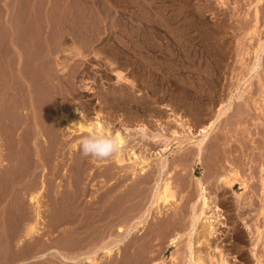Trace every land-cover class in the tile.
I'll use <instances>...</instances> for the list:
<instances>
[{"label": "rangeland", "instance_id": "374dc122", "mask_svg": "<svg viewBox=\"0 0 264 264\" xmlns=\"http://www.w3.org/2000/svg\"><path fill=\"white\" fill-rule=\"evenodd\" d=\"M161 8H163V10ZM180 10H181L180 15L181 14L182 15L177 16L178 18L176 19L172 18L173 21L172 19L170 20V25H172L170 26L171 31L173 30L172 31L173 33L171 32L172 35L174 34L175 36H178L181 31H187L186 35L187 34L191 35L195 40L198 38L199 41L196 40V42L198 43L196 47L198 49L201 48V50L202 49L206 50L207 47L204 46L206 45L205 41H207L208 39L210 40V43L214 42L213 48L214 47L215 48L212 54L215 62L214 67L215 68L218 67L219 69L217 75L215 73L214 76H210L209 75L210 71H208L210 70V67L203 65L205 68L203 67L204 70L202 72V79L199 80V82L201 81L200 91L198 95L195 94L196 97L194 96V93H192L193 95H191L190 93V96L193 97V98L191 97L190 101L191 102L194 101L196 103L199 102L198 104L206 108L207 116H204L205 118L203 117V121L205 123L215 118L217 114L216 111H218L217 109L220 108L221 104H223V108L226 107L229 108L226 109L225 111L226 114L225 113L224 115L221 114L222 116H220L217 119L218 122H216L215 124L214 127L215 129L212 130L211 131L212 133L209 135L211 137H214L216 134L214 140L212 138V142H213L211 145L212 150H210L211 149L210 148L209 150H206V152L204 151L202 153L203 155H200L201 157L196 156L195 152L197 146L195 144L196 142L193 143L194 139L196 141V139L201 138L199 132H197L198 131L197 127L193 126L194 125L193 123H195V121L197 120L195 118L196 115L193 114L195 113V110L193 112L192 109L190 110V107L188 105L182 106L181 103L178 101L177 91H180L181 89L175 85L176 83L174 81L168 82L170 84H168L167 82L165 84L166 86L167 84L169 85L171 92L166 96L167 97L166 100L169 99L168 101H170V103L173 102L170 105L174 106V108L172 106L171 107L174 110H176L175 111L176 113L179 112L178 110H182L181 117L184 118L186 116L185 118L187 119L184 118L186 122L189 123L192 121L191 123H189L192 126L191 133H187L184 126L177 124V122H175L172 119V117L170 118V115L168 114L169 113L168 110L165 109L163 110L166 111L165 113L167 114L164 115L163 113L164 117L162 116L161 118L160 116L158 117L157 115H154L149 110L148 111L146 110L147 112L145 111L148 117L147 115L144 116L145 113L143 112V110H145L146 108L148 109L147 105L143 101L145 99L143 100L141 99V101L144 103L142 102H140L141 104L138 103L137 107L142 104L144 105L140 106V108L142 109L136 107L135 112L137 113L135 112L133 113L131 112V110H127L128 109L127 106L126 107L119 106L120 108L117 107L118 109H120V111L117 109L115 111L116 113H114V110L112 108L111 110H109V108L106 106L107 103L105 104L104 103L102 104V102L100 103L99 99L95 97V94H93L92 90H89L87 87H85L84 82L80 81V74L82 73L81 71L83 69H84L83 71L85 72H88L90 70L88 73L89 74L91 73V75H93L94 77L96 76L95 78L97 79L98 82L92 83L91 81H86L87 85L93 86L94 88L97 85L95 89H97L98 91L99 90L107 91L112 86H113L112 88H117L116 86L117 84L114 83L115 80L114 78H112V76L109 79L100 80L98 74L95 73V67L93 64H91L94 62L93 61L94 51L103 50L104 52L106 50L107 52L105 51L104 53L108 54V53H116L120 50L122 51V49L126 50V48L124 47L122 48L121 46H117L116 42H118L119 40H125L124 38L126 36H128L126 37V39H134V38L136 39L137 38L136 36L142 37L141 35H143V37L144 36L153 37L158 34L157 31L159 30L158 29L159 22L163 19V18L161 19L160 13L163 14L167 12L168 14H171L172 11L180 12ZM159 28H163V27L159 26ZM253 28L254 30L252 31ZM160 33H164V32L161 30ZM123 34H125V36ZM209 35H211L212 38H210ZM102 37H103V41L101 40ZM120 37L123 39H121ZM97 38H99L100 40L98 41ZM106 39L108 40L105 41ZM111 39L114 41H112ZM209 40L207 42H209ZM200 41L202 43L199 46ZM99 42L101 48L98 45ZM105 42H109L107 46L109 48L111 47V49H114L115 51L109 49L106 45L104 46L103 44ZM112 44H115V46L113 45L114 48H112L113 47ZM202 44L203 46H201ZM102 46L104 49L102 48ZM75 48H78L77 50H80L81 55L76 54L78 51H76ZM207 50L209 51L208 54L211 53L209 48H207ZM214 52H215V56H214ZM257 52L259 56L257 55ZM128 57L129 59L132 58L133 60L137 61L135 57L134 58L131 56ZM62 59H64L63 61L66 64L65 68H63L64 69L63 71L59 65V62L60 60L62 61ZM133 60L131 67H133L137 71V74H140L137 78V85L139 87H136V89H134L135 91L137 90V94H139L138 97L139 96L145 97L144 95L145 92H146L145 94H147V96L145 97L146 99H148L150 95L148 89L146 88L147 86L144 84L146 82L142 81L145 75L150 76L153 80L155 79L154 83L156 82L155 83L157 84L156 87L158 88H162V86L166 87L164 85L165 82L161 80V77H159V75H152L148 71L141 70L140 68L138 69L137 62ZM103 81L104 83H102ZM141 81L142 83H140ZM263 81H264V0H225V1L224 0H102V1L101 0H80V1L79 0H0V225H1L0 226V231H1L0 232V264H32L33 262H34L33 264L36 263L66 264L62 260H60L58 255L54 253L51 255L49 254L50 257L47 256L48 258L46 259H50V260L39 259L37 256L31 257L30 255H28V253H26L27 255L23 254L22 246L25 245L24 240L22 242V239L25 238L24 225L29 221L28 219L30 218L26 217L20 212L31 206L27 200L28 194L26 192V189L29 188V186L26 185H28L30 182H28L27 184L24 182L22 183V181L15 182L16 179L18 180V173L16 174L15 171H13V169L11 170V168H13L11 165L13 164L15 165V160L13 158L14 156L17 155L16 149L22 148L24 151H27L29 156L31 155L30 158L33 161V163L36 164L40 163L39 165H37V167L39 168L36 167L35 169L36 174L37 173L39 174L37 175V178L38 176L41 177V178L39 177L38 182L41 179H44V182L48 183V180H46V178L48 177L47 179L49 180L52 178L51 179L52 182L54 181V185L58 189H64L62 187L67 186V183H69V181L72 179L70 177H75V174L77 175V169H78L77 167H79V163L80 164L82 163L84 165V166L82 165V167L87 168L88 171L86 170L87 174L86 172L83 173L81 177L82 183L80 187H82L81 189H86L87 195L90 196L88 197L86 195V197H88L86 199L87 201L90 198L92 200L91 202L93 201L96 203L98 202L97 205L100 207L98 208L99 210L101 209L99 212L100 216L98 215V217H100V219L105 217L104 206L102 205L103 204L102 202H99L100 201L99 199L102 200V197L104 196V190L106 184L104 178L105 177L104 167L106 161L104 159L100 161L99 159H94L92 157L84 156L79 151V140L83 135H86L89 132L88 130L82 129L83 131H81L80 129H78V127L75 128V126L72 128L67 124L66 119H61V121L55 120L53 116L55 114L54 108L59 107L60 104V108H64L65 111L70 110L67 112V114L70 115L71 113L70 115L71 119L73 118L74 120H76L78 117L81 121L83 120L82 122H87V123L93 122L95 119L93 118L95 116L94 114L95 112H93L90 105L95 103V99L96 101H98V103L96 104H100V106L103 105L102 107H98L99 105L94 104L95 108H101L103 110L105 107L107 108V109L105 108V110L106 111L108 110L107 111L108 113L105 112L107 113L105 114L103 112L104 115L103 119L105 120L106 124L109 121L108 126L110 127L113 126V129L114 126H116V128L119 129L122 128L120 131H123L122 133L124 135L126 134L135 135L134 134L135 129H133L134 126L135 128H138L141 123L144 124L147 123L146 126H147V131H149L148 132L149 134L161 135L160 136L161 138L158 136V139L156 138L152 142L153 146L151 145L152 146L151 151H150L151 146L150 147L146 146L147 144L145 143L135 144L137 146L134 145L135 146L134 150L137 153L139 152L138 153L139 155L142 151H144L146 153L145 156L147 157H149L148 155L151 156L149 160L154 158L150 161L149 165L139 163L138 165L135 166V164L132 163L133 158L132 160H129V162H131V166H133L132 164H134V167L137 169V171H139L142 165L143 167L148 169V171L150 169V172H152V170L153 172L156 170L155 175H152L151 173L154 179L151 180L150 182V184H152L153 181L152 185L155 186V189L154 186L152 189L153 195L150 196V199L151 200L153 199L152 201L153 203L151 204V206L153 205L152 207L156 205L154 202L156 199L155 192L157 190L156 189L157 186L154 183L156 182L154 180L158 174L157 173V169H158L157 167L159 166L158 164H160L163 161L164 155L165 157L167 156L168 159L170 158L172 160V158H174L175 156L177 155L180 156L179 154H182L184 158H186L187 160V161L185 160V165H187L186 169L185 166L183 169H180V171L179 168L177 169L179 173L178 175H182V176L184 175L185 177L183 176V178L185 183L188 182L186 183L187 186L185 185L186 189H184L181 185H180L181 187L178 188L182 190L181 192L185 190L184 192L185 194L190 193L192 195V198H194L189 201V204L186 203V206H184V208L186 207V210H184V212L187 211L186 212L187 214H184L185 217L183 221L187 222V224L189 222L191 224L192 217L190 211H191V204L193 203V201H197L199 199L197 202L199 204L198 208L202 207L201 206L202 199H200L201 197L199 196L200 184H202L204 181L206 183L204 182L203 184L206 185L207 184L213 185V182L215 184V178H213L214 176L210 178L211 183H207V174L211 172L213 173L214 171L217 174H220L222 172L225 173L230 168H235L236 170L238 169V172L241 175L240 177L245 178V180L244 179L242 180L246 182L247 186L243 185L244 181L242 180L234 181L233 184L231 185L225 184L223 179H219L220 181H217L219 187L221 185V187L217 189L218 204L222 209L221 213L223 217L225 216L224 218H222L224 224H221L220 222L216 224V227L219 229L218 230L220 235L219 240L222 241V242L220 241V244L222 243L223 247L226 249L225 258L226 260L230 261V264H264V209H263L264 187L262 186V182L260 179L261 177L264 178V114H263L264 113V86H263L264 82ZM48 84L49 87L50 86L52 87V89L51 87L48 88ZM60 85L63 87H61ZM201 88L204 90H202ZM49 89L53 92L49 91ZM143 90L145 92H143ZM173 90L175 91L173 92ZM173 93L175 94V96ZM69 94L71 95L68 96ZM86 100H88L89 102ZM153 101H154L153 103L151 102L152 106H154L153 104L155 103V100ZM246 101H248V103ZM65 103L68 104L65 105ZM174 104L177 105L178 107L180 106L181 108L179 107V109L177 110L176 109L177 106H175ZM75 105L77 106V108L79 107V109L82 112L80 110L78 112L73 110V107ZM66 106L68 107L70 106L69 107L70 109L69 108L66 109ZM85 106L87 107V109L89 110L91 109V110L87 112ZM184 107H186L187 111H185ZM123 108L124 109L126 108V110H123ZM125 111L126 113H124ZM112 112L115 116L114 115L111 116ZM130 112L131 114L133 113L132 114L133 116L129 114ZM183 113L185 114L183 115ZM7 114L10 117H12V119L21 118L20 120H24L22 121L23 125L21 123L15 129V131H13V133L9 132L8 128L6 127V123L4 121L5 116ZM136 114L138 115L137 116L138 118H136ZM121 116H123V118H120ZM124 116L127 117L129 116L127 118L128 121L127 119H125L126 117ZM156 117H158L159 120L156 119ZM162 118L163 120H161ZM136 119L139 121H137ZM140 119L141 120L143 119L145 122L143 120L142 122ZM165 119L166 122L164 123ZM120 120L121 121L123 120V122H121ZM158 121L163 122L162 125L164 127L167 124L168 125L165 128H162ZM110 122H112L111 123L112 125L109 124ZM119 124L122 125L123 127L122 126L119 127L120 126ZM131 124H134L133 127L131 126ZM127 126L129 127V130ZM124 128H126L127 130ZM113 129H111V131ZM172 130H176V133H173ZM48 131L52 133L49 134ZM22 133L27 135L28 141L26 142H29L30 139L32 140L30 141L31 142L30 144L24 143L23 145L24 147H22V143L19 144L20 140L22 142V137H21ZM30 133L31 135L33 134L35 135L32 136L33 138L29 139V137H31L29 135ZM40 133L43 135H41ZM162 133L164 134L163 135L164 138L162 137ZM53 136L59 137L58 138V140H60L59 142H62L64 144L66 143L67 145L65 144L66 145L64 146L65 149H63L59 154L53 153L51 156L54 157L49 158L47 156H49L50 154L46 155L47 154L46 144L47 146L50 145V141H51L50 138H53ZM166 136L168 137L167 139ZM10 137L11 138L15 137L14 138L15 140L13 141L12 140L13 138L11 139ZM186 137L188 138V140L186 139ZM217 137H221V138L218 140ZM47 139L49 142H46ZM165 139L166 141H164ZM35 140L40 141L39 143L41 145L38 143V141H36L35 143ZM166 142L168 143L167 146L165 145ZM145 147L146 148L148 147L149 150L148 149L145 150ZM40 150H42L41 153ZM190 150L192 151L189 152ZM160 151L163 153L162 156L160 155ZM187 151L189 154L187 153ZM144 152H142L143 153L141 154L142 156H144ZM183 152H185V154ZM60 154L64 156H61ZM42 155L44 157L46 156V158H48L51 164L46 158H43ZM58 155L61 157H58ZM215 155L218 158V163L213 161V157H215ZM82 157L85 158L83 159ZM56 161L58 162V164H55ZM127 162H123L120 165L122 166L124 163L126 164ZM54 165L57 167H54ZM128 165L129 166L127 168L129 169L131 166L130 164ZM193 168L195 170L194 173L195 176L191 174ZM146 169L141 172L147 171ZM54 172H55V176L53 177ZM172 172H174L172 173V175H175V177L173 176L175 180L172 179L173 185L175 184L177 186L178 182H180L179 179L176 180L177 172L175 171ZM32 175L34 174L30 173L29 176L33 178L34 176L32 177ZM29 176H27L25 179L27 178L31 179ZM162 177L165 176L163 175ZM162 177H160V180L162 179ZM89 178L92 179L90 180ZM85 179L86 181H83ZM127 181L130 182V178ZM56 182L58 183V185L56 184ZM95 184L97 186H94ZM227 185L231 187H228ZM158 186L159 187L161 186V181H159ZM94 196L95 199L92 198ZM152 196L155 198H153ZM45 198L42 199L43 203L46 202V200L48 199ZM49 200H47V202L44 204L42 203L43 206L45 205L44 207H46L49 205L48 207L50 209L51 204H53L52 206L54 208L56 207L55 208L56 212L54 214L47 213L48 215L47 214L44 215L43 219L41 220L44 222H41L40 225L42 234L40 233L38 234V236L39 237L41 236L40 239L45 240V242H47V247L49 246L48 248L52 247L51 249H53L54 247L60 249V251H62L65 254L69 253L70 250L68 251L67 250L68 248L64 250V248L61 246L62 244L65 243V242L63 243V240L60 241L61 244L57 243L62 238L61 233L63 232V230L69 227V222L68 224L66 223L67 225L65 223L61 225V223L64 222L63 219H65L64 217L66 216L65 214H67V218L65 219V222L67 219H69L68 221H70L71 219L74 220L75 218H77L74 221L77 220V222L75 223L78 224V222L81 221L80 220L81 218L72 216L71 213H68L69 212L68 210L67 212L62 211L61 209L59 210L57 204L54 205V203H50ZM48 201L50 204L48 203ZM181 201L182 202H179L177 207L165 206L166 207L165 209H163L164 204L162 203L161 206H163L162 208L163 214L174 215L176 209H178L180 206H183L182 203L185 205L184 203L185 198H183V200ZM147 202H148L147 206L150 205L148 200H146V203ZM117 207L119 206L117 205ZM198 211H200V209ZM61 212L63 213L65 212V214ZM58 214L60 216H57ZM149 214H150L149 217L144 218L143 221L144 223L141 222V224H144V227L145 225L146 227H150V224L151 226L158 225L161 222L159 220V217H162L163 214L162 215L158 214L157 208H151ZM52 215H55L56 217ZM68 215H71L74 218H71V216L70 218H68L69 217ZM61 217H64L62 221H61ZM84 218H82V221H84ZM102 220L104 221L105 219L103 218ZM202 222H204V220H202ZM57 224H60V226ZM187 224L185 223L186 228L188 227ZM54 225H56L57 227ZM188 229L190 230V226L188 227ZM188 229L186 231L183 228L180 230V232L181 233L183 231L188 232ZM95 234L99 235L97 234V232H95ZM95 234H90V236H94ZM186 238L187 235H184L183 239L186 240ZM196 239L199 238L196 237L195 240ZM167 242L168 240H166L162 245L164 247V252L162 253L163 254L162 259L166 263L171 264L170 259L171 256L175 253L176 247L173 245H169ZM157 247H160V245ZM3 249L5 250L3 251ZM8 249L9 250L13 249V251L12 250L8 251ZM12 252L16 253V256L13 257V259L5 261L2 258L5 256L4 254L11 256L12 254L10 253ZM21 252L22 255L25 256V258L21 255ZM203 254L205 256L206 264H209L208 261L209 258L205 250L203 251ZM103 255L104 254H101V256H97L98 259L101 258L100 260L102 261L99 260V262L101 263H104ZM187 264H191L190 261L187 262Z\"/></svg>", "mask_w": 264, "mask_h": 264}, {"label": "bare ground", "instance_id": "6f19581e", "mask_svg": "<svg viewBox=\"0 0 264 264\" xmlns=\"http://www.w3.org/2000/svg\"><path fill=\"white\" fill-rule=\"evenodd\" d=\"M96 7H98V6H96ZM161 9L163 10V8H161ZM176 11L175 12L172 11L171 14H168L167 12H165L163 14L160 13L161 19L162 18L163 19L159 22V26H162L163 28H159V26H158V29L160 31L162 30L164 33H160L159 30L158 31L156 30L158 32V34L153 36V37L152 36H150V37L149 36H146V37L144 36L143 37V35H141L142 37L136 36L137 37L136 39L134 38V36H133L134 39H126V37H128V36H126L124 38L125 40H119L118 42H116L117 46H121L122 48L124 47V48H126V50H123L121 48L122 51L120 50V51H118L116 53H108V54H106V53H104L106 50L104 52H103V50L102 51H100V50H95L94 51V58H93L94 62L91 63V64H93L94 67H95V73L98 74V77H99L100 80L109 79L112 76V78H114V80H115L114 83L117 84L116 86L119 89L112 88L113 87L112 86L111 87L112 89L110 88L107 91H100V90L98 91L97 89H95L96 86H97L96 84H95L96 85L95 88L93 86L87 85L86 81H91L92 83L98 82L97 79L95 78L96 76L94 77L93 75H91V73L90 74L88 73L90 70L89 71L87 70L88 72L83 71L84 69L81 71L82 73L80 74V81L84 82L85 87H87L89 90H92L93 94H95V97L99 99L100 103L101 102H102V104L103 103L104 104L107 103L106 106L109 108V110H111V108H112L114 110V113H116L115 111L118 109L117 107H119V106H122V107H124V106L126 107L127 106V108H128L127 110H131V112L134 113L136 111L135 109H136L138 103L141 104L140 103V102H142L141 99L142 100L145 99L143 101L147 105L148 109L145 106L146 109L143 110L144 113H145L146 110L147 111L149 110L154 115H157L158 117L160 116V118H161L163 116V113H164V115L167 114V113H165L166 111H163V110L164 109L168 110L169 111L168 114L170 115V118L172 117V119L175 122H177V124L184 126L185 130L187 131V133H191L192 132V126L189 123H191L192 121L189 122V123L186 122V120H185V119H187V118H185L186 116L184 117L185 119L182 118L181 117L182 116V114H181L182 110H178L180 106L178 107L177 105L174 104L175 106H177L176 109L180 112L181 115L179 114V112L178 113L175 112L176 110L173 109L174 108L173 105H170L173 102L170 103V101H168L169 99L166 100L167 99L166 96L169 93H171L170 92V87L168 85L170 83H168V82H173L174 81L176 83L175 85L178 88L181 89L180 90L181 92L177 91V99H178V101L181 103L182 106H187L188 105L190 107V110L192 109L193 112L195 110V113H193V114L196 115L195 118L197 120L195 121V123H193L194 124L193 126L197 127V129H198L197 132H199V135H200L201 138L196 139V141L194 139L193 143L196 142L195 144H196L197 148L195 147L196 148L195 154H196L197 157H199L200 155H203L202 153L204 151L206 152V150H209L210 148H211L210 150H212V147H211V145L213 143L212 142V138L214 140L216 134H215L214 137H211L209 135L212 133L211 131L215 129L214 128L215 124H216V122H218L217 119L220 116H222L221 114L224 115L226 109H229V108H227V107L223 108V104H221L220 108L217 109L218 111H216L217 114H216L215 118L212 119L211 121H208V122L205 123L203 121V117L207 116L206 115L207 114L206 108L201 106L200 104H198L199 102L196 103L194 101L193 102L190 101V99L192 97V96H190V93H191V95H193L192 93H194V96H195V94L198 95V93L200 91V82L201 81L199 82V80L202 79V72L204 70L203 69V67H204L203 65H206V66L210 67V70L207 69L208 71H210L209 72L210 76H214L215 73L217 75V73L219 72V69H218V67L217 68L214 67L215 66V62H214V58H213V55H212L213 54V50L215 48V47L213 48L214 42L210 43L209 39H208L209 42H207L208 40L205 41L206 45L204 47L209 48V50L211 52V53L208 54L209 51L207 50V48H206V50H203V49L201 50V48L198 49L196 47L197 44H198L196 42V40H198V38L195 40L191 35L187 34L188 35L187 36L186 35L187 31H181L178 36H175L174 34L172 35V33H173L172 31L173 30L171 31V27L170 26H172V25H170V20L172 18H174V19L178 18L177 16H179L180 13H181V10H180V12H176ZM256 12H257V10H256ZM157 19H158V17H157ZM172 21H173V19H172ZM155 25H156V23H155ZM155 27H157V26H155ZM255 27H256V25H255ZM193 29H195V28H193ZM253 30H254V28L252 29V31ZM123 31H126V30H123ZM157 32H155V33H157ZM92 34H94V33H92ZM123 35L125 36V34H123ZM209 36H210V38H212L211 35H209ZM207 38H209V37H207ZM97 39H98V41L100 40L99 38H97ZM116 39H117V37H116ZM121 39H123V38H121ZM101 40L103 41V37H102ZM107 40L108 39H106L105 41H107ZM112 41H114V40H112ZM108 43L109 42H105L103 45L107 46ZM201 43L202 42L200 41L199 42V46H200ZM99 44H100V42L98 43V45ZM113 45L115 46V44H112V46ZM114 46L112 48H114ZM201 46H203V44ZM99 47H100V45H99ZM102 48H103V46H102ZM127 48H128V50H127ZM77 49L78 48H75V50L78 51L76 54H80L81 55L80 50H77ZM109 49H111V47ZM111 50H114V49H111ZM116 51H117V49H116ZM82 55H84V54H82ZM127 55L131 56L133 58L135 57L137 59V61H135V60H133L131 58L133 61L137 62L138 69L140 68L141 70L148 71L152 75H159V77H161V80H163L165 82L164 85L166 84V82L168 83L167 86L165 85L166 87L162 86V88H158V87H156V85H157V84H155L156 82L154 83L155 79L153 80L150 76L145 75L142 81L146 82L144 84L147 86L146 88L148 89V92H149L150 95H149L148 99H146L145 97L147 96V94H145L146 92L143 90V92H145L144 93L145 97H143V96H141V97L139 96L138 97L139 94H137V90L135 91L134 89H136V87H139L137 85V78H138V76L140 74H137V71L133 67H131L132 60L129 59V57ZM219 55H221V54H219ZM257 55H258V52H257ZM214 56H215V52H214ZM224 56H223V58H224ZM63 60L64 59H62V61L60 60V62H59V65H60L62 71L64 70L63 68H65V65H66ZM63 63H64V65H63ZM72 72H73V70H72ZM95 73H94V75H95ZM206 76H207V74H206ZM68 78H70V77H68ZM204 78H205V75H204ZM161 80H160V82H161ZM142 81L140 83H142ZM65 83H67V82H65ZM102 83H104V81ZM263 86H264V84H263ZM50 87H49V84H48V88H50ZM61 87H63V86H61ZM142 88H143V86H142ZM259 88H261V87H259ZM51 89H52V87H51ZM102 90H103V88H102ZM202 90H204V89H202ZM49 91H51V90L49 89ZM174 91L175 90H173V92ZM51 92H53V91H51ZM74 93H75V91H74ZM71 94H69L68 96H70ZM75 96H76V94H75ZM92 96H94V95H92ZM92 96H91V98H92ZM174 96H175V94H174ZM43 97H45V96H43ZM252 98H253V96H252ZM64 99H65V97H64ZM153 100H155V103H156V104L155 103L153 104L154 106H152V103L154 102ZM86 101H88V100H86ZM144 102H142V103H144ZM246 102L248 103V101H246ZM96 103H98V101H96V99H95V103L94 104H96ZM52 104H54V103H52ZM67 104L65 103V105H67ZM94 104H92V105H94ZM157 104H159V105H157ZM54 105H56V104H54ZM92 105H90V106H91L93 112H95L94 113L95 116L93 117L95 119H94L93 122H89V123L82 122L83 120L81 121L78 117H77L76 120H74L73 118L71 119L70 118L71 113H70V115L67 114V112L70 111V110L65 111L64 108H60V104H59V107H55L54 108L55 114L53 116H54L55 120H60L61 121V119H66L67 124L69 126H71L72 128L74 126H75V128L78 127V129H80L81 131H83L84 129H86L88 131L97 129V130H99L101 132H107V133H110V134H117V135L120 136L121 141H122L120 150L117 153H115L111 158L104 159L106 161V164H105V167H104L105 168V177L104 178H105V183L106 184H105L104 196L102 197V200L98 198L100 201L99 200H97V201L103 203L102 205L104 206V210H105V217H103V218L105 220L103 221L102 220L103 218L100 219V217H98V215L100 216L99 212L101 210V209L99 210L100 207L97 205L98 202L97 203L94 202V201L91 202L92 200L90 198L87 201L86 199L88 197H90V196L87 195L86 189H81L82 187H80L81 183H82V178L81 177H82L83 173L86 172V170H87V168H83L82 167V165H83L82 163L81 164L79 163V167L76 166L78 168L77 169V175L75 174V177H70L72 179L69 181V183H67V186L66 187H62L64 189H58V188L55 187L54 181L52 182V180H51L52 178L50 180L47 179L48 177L46 178V180H48V183H45L44 179H41L38 182L40 176H38V178H37V175H39V174L38 173L36 174L35 169H36L37 165H39L40 163L39 164L33 163V161L30 158L31 155L29 156L27 151H24L22 148L16 149L17 155L14 156V154H13V156H14L13 159L15 160V165L14 164L11 165L13 167V168H11V170L13 169V171H15L16 174L18 173V180L16 179L15 182H17V181L21 182L22 181V183L24 182L26 184L28 182H30L29 183L30 185L29 184L28 185L25 184V185L29 186V188L26 189V192L28 194L27 200H28V202H29V204L31 206L20 212L21 214H23L26 217L30 218V219H28L29 221L27 220L28 222L25 223V225H24V234H25V236L23 234L22 235L25 238L22 239V242L24 240V244H25V242L27 240H29V239H31V240L34 239L33 242H37V241H35V239L37 240V238L40 239L41 236L40 237L38 236V234L41 233L40 225H41V222H44V221H41V220L43 219L44 215H46L47 213L54 214L56 212V209H55L56 207L54 208L52 206L53 204H51L50 209L48 207L49 205L46 206V207H44L45 205L43 206V204L46 203L47 200L50 199L49 200L50 203H54V205L57 204V206L59 207V210L61 209L62 211H65V212H67V210H68L69 211L68 213H71V215L74 216V217L81 218L80 219L81 221L78 222V224H76L75 222H77V220L76 221H74V220L77 219V218H75L74 220L71 219L70 221H68L69 219H67L66 222H65V219L67 218V214H65V212L64 213L61 212V213L66 215V216H64L65 219H63L64 217H61V221H62V219L64 220V222H62L61 225L63 223H65V224L67 223L68 224V222H69V227L68 228L65 227L66 229H64L63 232L61 233L62 234V238L57 243H60V241L63 240V243L64 242L65 243L62 244L61 246L64 248V250L68 248L67 250L68 251L70 250V252L65 254L62 251H60V249H57V248H54V247H53V249H49L48 252H44L45 248L47 247V246H45L44 249L42 248L43 249V253H41V257L43 259L48 258L47 256H49V254L51 255V254L54 253V254L58 255L60 260H62L66 264H169V263H166L162 259V255H163L162 253L164 252V247L162 245L164 244V242L166 240H168L167 243L169 245H173V246L176 247L175 253L171 256V259H170L171 260V264H187V262H189V261H190L191 264H206L205 256L203 254L204 250L206 251V253L208 255L209 264H230V261L226 260V258H225L226 249L223 247L222 243L220 244L221 240H219V238H220L219 231H218L219 229L216 227V224L218 222H220L221 224H224V221L222 220V218L225 217V216L223 217V215L221 213L222 209L220 208V206L218 204L217 189L220 188L221 185L219 187V184L217 183V181H220L219 179H223L225 184L231 185V184H233L234 181L242 180V179L245 180V178H241L240 177L241 175L239 174L238 169L236 170L235 168H230L225 173L222 172L220 174H217L214 171L213 173L211 172L212 174L211 173L207 174V183H211L210 182L211 181L210 178L214 176L213 178H215V184H214V182H213V185L203 184L205 181L202 184H200V195L199 196L201 198L200 197L199 198L202 199V205L200 204L202 207L198 208L199 204L197 202H198L199 199L197 201H193L192 204L190 203L191 204V211L190 212H191L192 220H191V224H190V222L187 224V222L183 221L184 217H185L184 214H187L186 213L187 211L184 212V210H186V207L184 208V206H186V203L189 204V201L191 199H194V198H192V195L190 193H186L185 194L184 193L185 190H183V192H181L182 190L180 188H178V187L182 186L184 189H186V186H187L186 183H188V182L185 183L184 178H183L184 175L183 176L182 175H178L179 173L177 171L178 168H179V171H180V169H183L184 166H185V169H186V166H187V165H185L186 158H184V156L182 154H179L180 156L177 155L174 158H172V160L169 158L171 160L170 161L167 156L166 157H165V155L163 156L164 157L163 161L161 160L162 162L160 164H158L159 166L157 165L158 166L157 167L158 168L157 169V173L158 174H157V176L155 177V180H154V181H156L154 183L157 186V188H156L157 190L155 192L156 193V199H155V202H154L156 205L154 207H152L153 205L151 206V204L153 203L152 202L153 199L151 200L150 196L153 195L152 194V189H153L154 185H152L153 181H152V184H150V182H151V180L154 179V177L152 175L156 174L155 173L156 170L154 172H153V170H152V172H150V169L148 171V169H146L142 165V167H140L139 171H137V169L134 167V164H135V166L138 165L139 163L149 165L150 161L152 159H154V158L149 160L151 156L148 155V154L147 155L149 157L145 156L146 153L144 151H142V152H144V156L141 155V154H143L142 152L140 153V155H141L140 156L138 154L139 152L137 153L134 150V148H135V146H137L135 144H138V143H140V144H144L145 143V144H147L146 146L150 147L152 145V142L156 138L158 139V136L160 137L161 135L149 134L148 133L149 131H147V126H146L147 123L146 124L141 123L138 128H135V126H134L133 129H135V132H134L135 135H133V134L132 135L131 134L124 135L122 133L123 131H120L122 128L119 129V128H116V126H114V129H113V126H111V127L108 126V122L109 121L106 124L105 120L103 119V117H104L103 112L105 113V112L108 111V110L107 111L105 110L106 107L103 110L101 108H95V105L94 106H92ZM96 105H99L98 107H102L103 106V105L100 106V104H96ZM142 105H144V104H142ZM142 105H140V106H142ZM56 106H58V105H56ZM140 106H138V107L140 108ZM227 106H228V104H227ZM69 107L66 106V109L69 108ZM74 107H73V110H75L77 112L80 110L79 107L77 108L76 105ZM189 107H188V109H189ZM85 108L87 109L86 106H85ZM143 108H144V106H143ZM184 108H185V111H187L186 107H184ZM140 109H142V108H140ZM90 110L87 109V112H89ZM118 110L120 111V109H118ZM123 110H126V108L125 109L123 108ZM138 111H140V110H138ZM131 112L129 114H131ZM150 112H148V113H150ZM107 113H105V114H107ZM124 113H126V111ZM135 113H137V112H135ZM132 114H131V116H133ZM184 114L185 113H183V115ZM112 115H114L113 112H112L111 116ZM126 115H128V114H126ZM145 115H147V113H145L144 116ZM154 115H152V116H154ZM190 115H191V113H190ZM137 116L138 115L136 114V118H138ZM141 116H139V117H141ZM124 117H126L125 119L128 118L127 116H124ZM147 117H148V115H147ZM158 117H156V119H158ZM114 118H116V117H114ZM120 118H123V116H121ZM20 119H12V117H10L8 114L5 116V120L4 121H5L6 127L8 128L10 133H13V131H15V129L22 123V121H24V120H20ZM146 119H148V118H146ZM111 120H112V118H111ZM113 120H115V119H113ZM161 120H163V118ZM127 121H128V119H127ZM137 121H139V120H137ZM121 122H123V120ZM165 122H166V119L164 120V123ZM111 123L112 122H110L109 124H111ZM162 123L163 122H159V124H160V126L162 128H165L168 125V124L167 125L165 124L166 126L164 127L162 125ZM22 125H23V123H22ZM116 125H118V124H116ZM123 125H126V124H123ZM133 125L134 124H131L132 127H133ZM121 126L122 125H120L119 127H121ZM216 126H218V125H216ZM127 128L129 130L128 126H127ZM111 129H113V130L111 131ZM124 129H126V128H124ZM172 131H173V133H176V130H172ZM48 132H49V134L52 133L50 131H48ZM163 133H165V132H163ZM163 133H162V137L164 135ZM193 133H195V132H193ZM29 135L31 136V137H29V139H30V138H33L32 136L35 135V134L31 135V133H30ZM41 135H43V134H41ZM56 136H53V138H50L51 139L50 145L47 146V144H46V147H47V151H46L47 154L46 155L50 154L49 156H47L49 158L54 157V156H51L53 153H58L59 154L63 149H65L64 146L67 145L66 143H65L66 144L65 145L64 143L59 142L60 141V140H58L59 137H56ZM21 137H22V142L20 140L19 144L22 143V147H24L23 146L24 143H29L30 144L31 143L30 141H32L30 139L29 142H26V141H28L27 140L28 138H27V135H25L23 133H22ZM12 138L11 139L14 141L15 137H12ZM167 138L168 137L166 136V139ZM191 138H193V137H191ZM217 138L219 140L221 137H217ZM166 139L164 141H166ZM186 139L188 140L187 137H186ZM36 141H38V140H35V143H36ZM215 141H217V140H215ZM39 142L40 141H38V143ZM46 142H49L48 139L46 140ZM186 143H187V141H186ZM189 143H190V140H189ZM77 144H78V142H77ZM165 145L167 146L168 143L166 142ZM11 146H12V144H11ZM74 146H75V144H74ZM152 146L150 147V151H151ZM12 148H14V147H12ZM213 148H215V147H213ZM147 149L149 150L148 147L147 148L145 147V150H147ZM184 149H185V147H184ZM10 150H12V149H10ZM26 150H28V149H26ZM42 150H40V153H41ZM192 150H190L189 152H191ZM148 153H150V152H148ZM183 153L185 154V152H183ZM187 153H188V151H187ZM60 155L64 156L62 154H60ZM160 155L161 156L163 155V153L161 151H160ZM61 156L58 155V157H61ZM42 157L46 158V156L44 157L43 155H42ZM187 157H189V156H187ZM215 157H216V155H215ZM215 157H213V161L218 163V158L217 157L215 158ZM82 158L84 159L85 157H82ZM132 158H133L132 163H134V164H132L133 166H131V162H129V160H132ZM46 159L48 160V158H46ZM221 160H222V158H221ZM155 161H156V159H155ZM123 162H127V163L126 164L124 163L121 166L120 164L123 163ZM83 163H85V162H83ZM50 164H51V162H50ZM55 164H58V162L56 161ZM128 164H130V166H131L129 169L127 168L129 166ZM41 166H43V165H41ZM54 167H57V166L54 165ZM6 168H8V167H6ZM37 168H39V167H37ZM137 168H139V167H137ZM214 168H216V167H214ZM145 169L147 171L141 172V171H144ZM59 170H60V167H59ZM172 171L177 172V175H176L177 179L176 180L179 179V181H180V182H178L177 186L175 184L173 185V180H175L173 178V176L175 177V175H172V173H174ZM37 172H39V171H37ZM30 173L34 174V175H32V177L34 176L33 178H31V176H29ZM151 173H152V175H151ZM194 173H195V170L193 168V170L191 171V174L194 175ZM86 174H87V172H86ZM163 175L165 177H162ZM27 176H29L31 179H28V178H27L28 180L25 179ZM54 176H55V172L53 174V177ZM58 176H59V174H58ZM95 177H97V176H95ZM160 177H162L161 180H160ZM129 178H130V182L127 181ZM260 179H261V182H262V186L264 187V178L261 177ZM53 180H55V179H53ZM244 180H242V181H244ZM83 181H86V179L83 180ZM159 181H161V186L160 187L158 186ZM221 183H222V181H221ZM56 184L58 185L57 182H56ZM65 184H66V182H65ZM83 184H85V183H83ZM243 185L247 186L245 181L243 182ZM94 186H97V185L95 184ZM228 187H231V186H228ZM59 188H60V186H59ZM84 188H86V187H84ZM154 189H155V186H154ZM5 194H6V192H5ZM92 194H93V192H92ZM86 195L88 197H86ZM45 197H47L48 199L45 198ZM15 198H17V197H15ZM43 198L47 199L46 202H44V203L42 202ZM92 198L95 199V196L92 197ZM153 198H155V197H153ZM183 198H185V201H184L185 205L182 203L183 206H180L181 205L180 204L179 205L180 207L178 209H176V211L174 212V215H170V214L165 215V214H163V211H162L163 206H161L162 203L164 204V208L163 209L166 208L165 206L177 207L179 202H182L181 200H183ZM146 200L149 201L150 205L147 206L148 202L146 203ZM49 201H48V203H49ZM11 203H13V202H11ZM95 203H96V205H95ZM4 204H3V206H4ZM117 205L119 207H117ZM196 206H197L198 209L196 208ZM151 208H157L158 214H161V215L163 214L162 217H159V220L161 222L158 225H154L153 224L154 226H151V224H150V227H146V225L144 227V224H141V222L144 221V218L149 217V215H150L149 211L151 210ZM199 209H200V211H198ZM260 211H263V210H260ZM151 214H152V212H151ZM55 215H52V216H55ZM71 215H68L69 216L68 218H70ZM57 216H60V215L58 214ZM72 216H71V218H74ZM176 216H178V217H176ZM82 218H84V221H82ZM151 218H152V215H151ZM148 219H150V218H148ZM202 220H204V222H202ZM2 221H4V220H2ZM156 223H157V220H156ZM185 223L188 225V227L190 226V230L188 229V227L186 228ZM145 224H146V222H145ZM47 225H49V224H47ZM57 225L60 226V224H57ZM52 226H53V224H52ZM54 226H56V225H54ZM63 228H61V229H63ZM183 228L186 231L188 229V232L183 231L181 233L180 230L183 229ZM58 229H60V228H58ZM14 231H16V230H14ZM95 232H97V234H99V235H96ZM18 234H19V232H18ZM90 234H95V235L94 236H90ZM184 235H187L186 240L183 239ZM23 236H21V237H23ZM52 236H53V234H52ZM196 237L199 238V239L195 240ZM25 239H27V240H25ZM7 243H8V241H7ZM53 243H54V241H53ZM28 244L29 245H26V246L31 247L30 243H28ZM36 244H38V243H36ZM43 244L46 245V242L42 243V245ZM159 245H160V247H157ZM24 246H22L23 254L27 255L26 253H29L30 250H28L29 247L26 250L24 248ZM34 246H35V244H34ZM34 246H32L33 247L32 251H33V249H39V248H35L36 246L35 247ZM10 247H12V246H10ZM42 247H44V246H42ZM62 247H60V248H62ZM178 247H180V248H178ZM4 250L5 249H3V251ZM11 250L13 251V249H10V250L8 249V251H11ZM34 251H38V250H34ZM40 251H41V249L39 250L38 253H40ZM10 254H12V255L10 256V255L4 254L5 256L2 257V258L7 261V260L13 259V257L16 256V253L12 252ZM101 254H104L103 255L104 256L103 257L104 258V263L99 262V260L101 258L99 257L100 259H98V257H97V256H101ZM21 255H22V252H21ZM23 257L25 258V256H23ZM31 257H32V255H31ZM46 260H50V259H46ZM100 261H102V260H100Z\"/></svg>", "mask_w": 264, "mask_h": 264}, {"label": "clouds", "instance_id": "9594fccd", "mask_svg": "<svg viewBox=\"0 0 264 264\" xmlns=\"http://www.w3.org/2000/svg\"><path fill=\"white\" fill-rule=\"evenodd\" d=\"M121 144V138L117 134L91 130L80 138L79 151L84 156L103 160L111 158L117 153Z\"/></svg>", "mask_w": 264, "mask_h": 264}, {"label": "crops", "instance_id": "0c3cea01", "mask_svg": "<svg viewBox=\"0 0 264 264\" xmlns=\"http://www.w3.org/2000/svg\"><path fill=\"white\" fill-rule=\"evenodd\" d=\"M40 240H41V239L37 238V240L35 239V241H37V242H33L34 239H33V240L29 239V240L26 241L27 243L25 242V246H24V248L27 250L29 246H26V245H29L28 243H30V246H31V247H29V249H28V250H30L28 254H29L30 256H31V255L33 256V255H34V256H37L39 259H43V258L41 257V253H43V249L45 248V246H47V242H46V245H45V244L42 245V243H44L45 241H44V240H41V241H40ZM31 241H32L33 243H32ZM39 241H40V242H39ZM36 243H38V244H36ZM40 243H41V244H40ZM34 244H35L36 247L34 246ZM39 244H40V245H39ZM32 246H34L35 248H39V249H33V251H32V248H33ZM42 246H44V247H42ZM30 248H31V249H30ZM42 248H43V249H42ZM40 249H41V251H40V253H38ZM46 249H47V250H46ZM49 249H51V248H47V247H46L45 250H44V252H48ZM34 250H38V251H34ZM49 256H50V255H49ZM5 261H6V260H5ZM44 264H45V263H44Z\"/></svg>", "mask_w": 264, "mask_h": 264}]
</instances>
